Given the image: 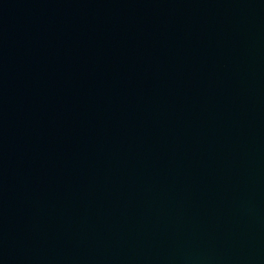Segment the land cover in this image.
I'll return each mask as SVG.
<instances>
[{"label":"water","instance_id":"1","mask_svg":"<svg viewBox=\"0 0 264 264\" xmlns=\"http://www.w3.org/2000/svg\"><path fill=\"white\" fill-rule=\"evenodd\" d=\"M0 264H264V0H0Z\"/></svg>","mask_w":264,"mask_h":264}]
</instances>
